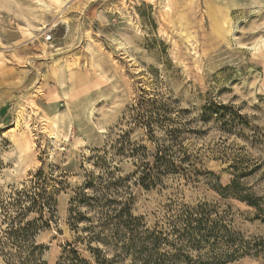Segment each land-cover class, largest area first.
Here are the masks:
<instances>
[{
    "label": "rangeland",
    "instance_id": "rangeland-1",
    "mask_svg": "<svg viewBox=\"0 0 264 264\" xmlns=\"http://www.w3.org/2000/svg\"><path fill=\"white\" fill-rule=\"evenodd\" d=\"M142 101L187 122L198 160L188 179L134 187L135 216L161 228L170 210L209 203L245 240L264 238V0H0V223L14 193L53 176L56 213L37 238L48 264L74 242L70 201L92 152L124 134L154 150L132 119ZM235 179L258 209L221 196Z\"/></svg>",
    "mask_w": 264,
    "mask_h": 264
},
{
    "label": "trees",
    "instance_id": "trees-1",
    "mask_svg": "<svg viewBox=\"0 0 264 264\" xmlns=\"http://www.w3.org/2000/svg\"><path fill=\"white\" fill-rule=\"evenodd\" d=\"M216 108L227 110L225 106ZM132 112L133 121L147 129L154 150L132 144L124 134L92 152L86 180L70 201L69 227L74 242L64 246L56 264H115L126 258L132 259L130 264H229L248 256L264 260V238L248 241L233 232L216 205L169 209L167 225L161 228H151L143 217L135 216L134 187L152 190L168 177L188 179L198 159L185 144V135L192 130L180 117L172 121L171 111L157 108L156 102L145 107L142 101ZM168 123L177 126L171 128ZM157 126L165 131L161 139L155 138ZM125 161L133 167L129 174L121 168ZM236 179L220 188L221 196L232 195L258 209L256 199L242 195ZM49 182H55L53 176L48 179L40 171L29 188L17 191L2 204V264H48L43 260L47 248L37 238L56 213ZM31 214L37 217L29 220ZM108 252H113L112 258L107 257Z\"/></svg>",
    "mask_w": 264,
    "mask_h": 264
},
{
    "label": "built area",
    "instance_id": "built-area-1",
    "mask_svg": "<svg viewBox=\"0 0 264 264\" xmlns=\"http://www.w3.org/2000/svg\"><path fill=\"white\" fill-rule=\"evenodd\" d=\"M48 39H50V37Z\"/></svg>",
    "mask_w": 264,
    "mask_h": 264
}]
</instances>
